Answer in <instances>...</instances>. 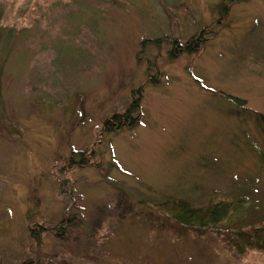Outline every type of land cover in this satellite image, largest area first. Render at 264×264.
Returning a JSON list of instances; mask_svg holds the SVG:
<instances>
[{
  "label": "rangeland",
  "instance_id": "obj_1",
  "mask_svg": "<svg viewBox=\"0 0 264 264\" xmlns=\"http://www.w3.org/2000/svg\"><path fill=\"white\" fill-rule=\"evenodd\" d=\"M0 26V264H264L145 205L264 213V0H0ZM136 90L141 124L95 147Z\"/></svg>",
  "mask_w": 264,
  "mask_h": 264
},
{
  "label": "trees",
  "instance_id": "obj_2",
  "mask_svg": "<svg viewBox=\"0 0 264 264\" xmlns=\"http://www.w3.org/2000/svg\"><path fill=\"white\" fill-rule=\"evenodd\" d=\"M233 0H225L227 3H231ZM229 6V5H228ZM226 4H221L220 7L223 11L228 10ZM217 24L211 25L208 29H202L205 35L202 33V37H198L196 41L186 47L185 52H191L193 47L204 45L206 37L211 36L217 27ZM201 31V32H203ZM13 31L5 29L0 26V39L6 47L9 44V40L13 38ZM205 37V39L203 38ZM196 38V37H195ZM151 41L146 40L142 43V46L149 44ZM6 52L5 50L0 53V80L3 75V68ZM3 59V60H2ZM157 76V75H156ZM135 100L129 105L123 113H114L111 117L104 121L103 130L100 134L99 141L95 147L104 144L103 137L113 132H118L121 128L133 129L137 125L141 124V100L142 93L140 90L134 92ZM226 98H230L231 101L238 106H244L245 102L236 97H230L229 95H223ZM256 119L264 130V114H256ZM116 130V131H115ZM99 155L96 151L91 153L90 157H85V152H73L70 157L67 167L70 169L78 166L79 168H86L88 165H96V161ZM246 199L243 196L232 195L221 200L207 201L205 205L196 206L190 201L185 199L178 200H165L162 202L151 203L147 202L145 205L152 208L154 211L162 214L166 219L174 221L186 232H191L197 236H206L209 233H214L220 237L226 244V246L235 252L237 255L242 256L248 251H264V213H260V217H256L257 212H253L249 207H244ZM66 221L74 223L75 218H69ZM66 223V222H65ZM63 223V225L65 224ZM77 225L81 224L80 221L75 222ZM31 236L35 241H39V234L32 233ZM62 230L58 231L57 235L60 236Z\"/></svg>",
  "mask_w": 264,
  "mask_h": 264
}]
</instances>
